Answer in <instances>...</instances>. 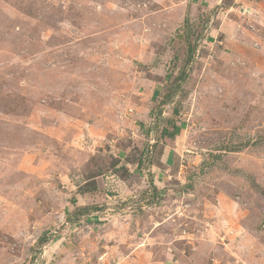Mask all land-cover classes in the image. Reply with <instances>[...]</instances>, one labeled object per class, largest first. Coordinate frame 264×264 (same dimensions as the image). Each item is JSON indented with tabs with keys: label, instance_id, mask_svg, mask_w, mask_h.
I'll return each instance as SVG.
<instances>
[{
	"label": "rangeland",
	"instance_id": "1",
	"mask_svg": "<svg viewBox=\"0 0 264 264\" xmlns=\"http://www.w3.org/2000/svg\"><path fill=\"white\" fill-rule=\"evenodd\" d=\"M0 264H264V0H0Z\"/></svg>",
	"mask_w": 264,
	"mask_h": 264
},
{
	"label": "trees",
	"instance_id": "2",
	"mask_svg": "<svg viewBox=\"0 0 264 264\" xmlns=\"http://www.w3.org/2000/svg\"><path fill=\"white\" fill-rule=\"evenodd\" d=\"M162 134H167V131H163V133Z\"/></svg>",
	"mask_w": 264,
	"mask_h": 264
}]
</instances>
